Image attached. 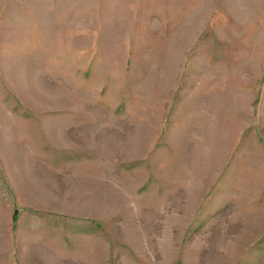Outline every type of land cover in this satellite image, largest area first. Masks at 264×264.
Returning <instances> with one entry per match:
<instances>
[{"label":"rangeland","instance_id":"374dc122","mask_svg":"<svg viewBox=\"0 0 264 264\" xmlns=\"http://www.w3.org/2000/svg\"><path fill=\"white\" fill-rule=\"evenodd\" d=\"M0 264H264V0H0Z\"/></svg>","mask_w":264,"mask_h":264}]
</instances>
